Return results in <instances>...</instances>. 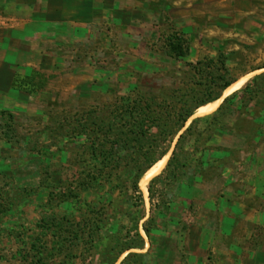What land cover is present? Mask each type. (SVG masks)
<instances>
[{
    "label": "rangeland",
    "instance_id": "1",
    "mask_svg": "<svg viewBox=\"0 0 264 264\" xmlns=\"http://www.w3.org/2000/svg\"><path fill=\"white\" fill-rule=\"evenodd\" d=\"M107 10L88 65L20 76L43 109L0 110V264H264V0H0V21Z\"/></svg>",
    "mask_w": 264,
    "mask_h": 264
},
{
    "label": "crops",
    "instance_id": "2",
    "mask_svg": "<svg viewBox=\"0 0 264 264\" xmlns=\"http://www.w3.org/2000/svg\"><path fill=\"white\" fill-rule=\"evenodd\" d=\"M98 2L91 3V12H94L95 7H99ZM95 10L97 11V9ZM2 18L0 21V110L43 109V105L31 102L35 95L23 91L17 84L19 79L29 76L33 69L44 72L52 71L55 68L61 73L62 67L70 61L88 65L90 60L86 53H88L89 45H99L98 40L101 30H103L102 27L105 23L113 25L114 21L109 10L102 16H94L91 13V17H80L73 22L77 27L68 25V21H59V24H56L45 17L38 21L34 16L11 15ZM38 24H42L43 27L37 28ZM117 30H123L124 34L127 32L125 28ZM111 44H108V49ZM77 52L79 53L77 54ZM73 79L74 76L60 75L49 80L46 89L58 92L63 96L69 90L67 81ZM91 80L93 78L88 75H82L77 84ZM77 84L71 87L76 88Z\"/></svg>",
    "mask_w": 264,
    "mask_h": 264
},
{
    "label": "bare ground",
    "instance_id": "3",
    "mask_svg": "<svg viewBox=\"0 0 264 264\" xmlns=\"http://www.w3.org/2000/svg\"><path fill=\"white\" fill-rule=\"evenodd\" d=\"M244 81L241 80L240 82H237L233 85H231L228 89H227V92H231L233 90H235L240 83H242ZM226 93V92H225ZM228 94V93H227ZM222 99L220 100H217L215 103L213 104H209V105H206V106H202V111L204 113H207V112H211L213 110H215L217 108V106L221 103ZM168 159V156H166L165 158H163L162 160H160L159 162H157L150 170L149 172L147 173V175L145 176V178H148L150 175H153V174H157L160 170H161V164H164Z\"/></svg>",
    "mask_w": 264,
    "mask_h": 264
},
{
    "label": "trees",
    "instance_id": "4",
    "mask_svg": "<svg viewBox=\"0 0 264 264\" xmlns=\"http://www.w3.org/2000/svg\"><path fill=\"white\" fill-rule=\"evenodd\" d=\"M230 85H231V83L226 84L225 89H226V88H229ZM230 97H231V96L227 97V98L225 99V101H224L223 104H225V103L229 100ZM217 99H219V97H218ZM207 103H208V102H206V103H204V104H202V105H206ZM193 114H194V112H188V113H186L185 118H184V123H186V121H187V120H188ZM210 116H212V115H206V116L201 117V118H199V119H195V120L192 122V124L186 129V132L191 131V130L193 129L194 124L198 123V122L201 121V120L207 119V118H209ZM182 127H184V126H182ZM183 137H184V134H182V135L180 136V139H182Z\"/></svg>",
    "mask_w": 264,
    "mask_h": 264
}]
</instances>
